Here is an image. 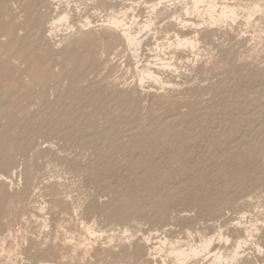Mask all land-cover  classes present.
I'll return each mask as SVG.
<instances>
[{"label": "rangeland", "instance_id": "374dc122", "mask_svg": "<svg viewBox=\"0 0 264 264\" xmlns=\"http://www.w3.org/2000/svg\"><path fill=\"white\" fill-rule=\"evenodd\" d=\"M193 3L0 0V264H264V0Z\"/></svg>", "mask_w": 264, "mask_h": 264}, {"label": "bare ground", "instance_id": "6f19581e", "mask_svg": "<svg viewBox=\"0 0 264 264\" xmlns=\"http://www.w3.org/2000/svg\"><path fill=\"white\" fill-rule=\"evenodd\" d=\"M215 1V0H214ZM166 2V1H165ZM192 2V1H191ZM198 2H199V0H194V3H193V7L195 8V10L198 8L197 7V4H198ZM203 2V1H202ZM135 3V2H134ZM154 3V2H153ZM158 3V2H157ZM170 3V2H169ZM212 4V3H211ZM233 4V3H232ZM14 5V4H13ZM139 5V4H138ZM153 5V4H152ZM166 5V4H165ZM215 5V4H214ZM259 5V4H258ZM21 6V5H20ZM157 6V5H156ZM163 6V5H162ZM169 6V5H168ZM262 6V5H261ZM197 7V8H196ZM210 7V6H209ZM126 8V7H125ZM129 8V7H128ZM214 8V7H213ZM247 8V7H246ZM251 8V7H250ZM254 8V7H253ZM256 8H258L257 6H256ZM256 8H255V10H256ZM186 9V8H185ZM190 9H192V7L190 6ZM194 10V9H193ZM211 10V9H210ZM209 10V11H210ZM225 10H228L229 11V14L231 15L230 17H232V15H233V13H235V8L234 7H231V6H229V5H227L226 7H225ZM225 10H223L224 12H226ZM251 10H253V9H251ZM254 10V11H255ZM5 11V10H4ZM227 11V12H228ZM226 12V13H227ZM247 12V11H246ZM249 12V11H248ZM53 13V12H52ZM153 13V12H152ZM158 13V12H157ZM232 13V14H231ZM251 13V12H250ZM255 13H258V12H255ZM125 14V13H124ZM223 14V13H222ZM237 14V13H236ZM262 14V13H261ZM163 15V14H162ZM226 14H224V16H225ZM250 15V14H249ZM255 15V14H254ZM14 16V15H13ZM172 16V15H171ZM211 16H213V15H211ZM228 16V15H227ZM226 16V17H227ZM58 17V16H57ZM156 18V17H155ZM211 18V17H210ZM56 19V18H55ZM66 19V14H65V16H61L57 21H53L52 22V24H51V26L52 25H55V24H57L58 22H62V21H64ZM169 19V18H168ZM47 20V19H46ZM50 21V20H49ZM149 21V20H148ZM109 23V22H108ZM107 23V24H108ZM111 24H113L114 25V27H110V26H108L107 27V29L108 30H114V29H116V30H118L121 26H122V21H120L119 19L118 20H113L112 22H110ZM58 25V24H57ZM110 25V24H109ZM112 25V26H113ZM148 26V25H147ZM52 29H54V26L52 27ZM51 29V30H52ZM22 30V29H21ZM43 30V29H42ZM55 30H57L56 28H55ZM121 31H122V33H121V36H122V38H123V40L126 42V45H128V46H134V45H137L138 44V39H137V37H136V35H134L132 32H131V30H129V28H127L126 26H125V28H121ZM51 34V33H50ZM41 36V35H40ZM195 39V38H194ZM194 39H192V38H186V39H183V40H181V44H186V45H190V46H194L195 45V40ZM199 41V40H198ZM38 43V42H37ZM197 46V45H196ZM137 48V47H136ZM134 49V48H133ZM41 50V49H40ZM25 54V53H24ZM1 58V57H0ZM36 62V61H35ZM74 65V64H73ZM9 66H11V65H9ZM148 67V66H147ZM9 69V68H8ZM140 69V68H139ZM146 69V68H145ZM148 69V68H147ZM146 69V70H147ZM149 70V69H148ZM150 71H151V69H150ZM153 71V70H152ZM151 71V72H152ZM143 72V71H142ZM141 72V73H142ZM151 72H150V74H151ZM146 73V72H145ZM144 73V74H145ZM148 73H149V71H148ZM143 74V73H142ZM142 74H141V76H142ZM14 75V74H13ZM13 75H12V77H13ZM146 75H148V74H146ZM145 75V76H146ZM15 76V75H14ZM149 76V75H148ZM152 76V75H151ZM142 78H144V77H142ZM142 80V79H141ZM63 90V89H62ZM60 92V91H59ZM8 97V96H7ZM1 108V107H0ZM16 109H18V108H16ZM3 111V110H2ZM8 111V110H7ZM37 121V120H36ZM104 131V130H103ZM105 133V132H104ZM3 139V138H2ZM3 141V140H2ZM1 148V147H0ZM237 159V158H236ZM86 224V223H85ZM98 231V230H97ZM93 232V231H92ZM98 233V232H97ZM142 237H143V235H142ZM165 237V236H164ZM226 237V236H225ZM224 237V238H225ZM133 239V238H132ZM136 239H137V237H136ZM155 239V238H154ZM159 239V238H158ZM161 239V238H160ZM240 239V238H239ZM243 239V238H242ZM228 240V239H227ZM69 241V240H68ZM127 242H128V240H127ZM159 242V241H158ZM211 241L210 240H206V241H204L203 242V244L200 246V249H203V250H208L209 249V247H210V243ZM226 242V241H225ZM146 243V242H145ZM236 243H238V242H236ZM130 244H132V243H130ZM157 244V243H156ZM198 244V243H197ZM189 245V244H188ZM187 245V246H188ZM240 243H238V247H240ZM75 246V245H74ZM80 246V245H79ZM87 246V245H86ZM147 246V245H146ZM160 246V245H159ZM190 246V245H189ZM259 246H260V244H259ZM149 247V246H148ZM161 247V246H160ZM151 248V247H150ZM162 248V247H161ZM187 248V247H186ZM264 248V247H263ZM238 249V248H237ZM237 249H235V250H237ZM86 250V249H85ZM202 250V251H203ZM233 251V252H235L233 255V259H235V257L239 254L238 253V251ZM152 251V250H151ZM154 251V250H153ZM213 251V250H212ZM214 251H216V250H214ZM85 252V251H84ZM164 252V251H163ZM121 253V252H120ZM159 253V252H158ZM169 253H170V251H169ZM172 253H174V258H175V262H177V260L179 259V260H182L183 261V259L185 258V257H189L190 255V253L193 255V254H195V255H197L198 253L200 254V251H199V247H196V245L194 246V247H190V249H184L183 247L182 248H174V250H173V252ZM209 253V252H208ZM215 253V252H214ZM213 254V253H212ZM189 255V256H188ZM214 256V261H216L217 263H221L223 260H224V257H223V255L222 254H215V255H213ZM240 256V255H239ZM227 257V256H226ZM225 257V258H226ZM238 257V256H237ZM173 258V259H174ZM249 258V257H248ZM186 259V258H185ZM189 261V260H188ZM46 262V261H45ZM178 262H180V261H178ZM210 262V261H209ZM134 263V262H133ZM162 263H164V262H162ZM181 263V262H180ZM211 263V262H210ZM216 263V264H217ZM176 264V263H175ZM183 264V263H182ZM233 264V263H232Z\"/></svg>", "mask_w": 264, "mask_h": 264}]
</instances>
